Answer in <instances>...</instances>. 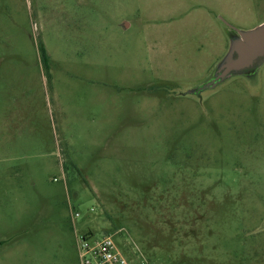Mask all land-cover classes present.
Returning a JSON list of instances; mask_svg holds the SVG:
<instances>
[{
	"label": "rangeland",
	"instance_id": "374dc122",
	"mask_svg": "<svg viewBox=\"0 0 264 264\" xmlns=\"http://www.w3.org/2000/svg\"><path fill=\"white\" fill-rule=\"evenodd\" d=\"M202 1L0 0V264H264V62L206 87L264 0Z\"/></svg>",
	"mask_w": 264,
	"mask_h": 264
},
{
	"label": "water",
	"instance_id": "95a60500",
	"mask_svg": "<svg viewBox=\"0 0 264 264\" xmlns=\"http://www.w3.org/2000/svg\"><path fill=\"white\" fill-rule=\"evenodd\" d=\"M264 62V22L246 30H237L227 51L217 64V75L206 87H214L233 72L250 70Z\"/></svg>",
	"mask_w": 264,
	"mask_h": 264
},
{
	"label": "built area",
	"instance_id": "2783aa9c",
	"mask_svg": "<svg viewBox=\"0 0 264 264\" xmlns=\"http://www.w3.org/2000/svg\"><path fill=\"white\" fill-rule=\"evenodd\" d=\"M74 217L78 213H74ZM79 253L78 264H155L145 260L135 263L134 260L123 255L110 235L101 239H93L86 234L81 235L77 240Z\"/></svg>",
	"mask_w": 264,
	"mask_h": 264
},
{
	"label": "crops",
	"instance_id": "0c3cea01",
	"mask_svg": "<svg viewBox=\"0 0 264 264\" xmlns=\"http://www.w3.org/2000/svg\"><path fill=\"white\" fill-rule=\"evenodd\" d=\"M221 3H224V2H221ZM221 3H219L218 2V4H221ZM228 6H230V1H228ZM200 4L202 5V6H205L206 8H213L214 7V4H215V2L212 0V2L211 1H208V0H204V1H202V2H200ZM221 30H222V32L224 33V35H223V40H226V42H228L227 41V37H228V34H229V31H228V29L227 28H225L222 24H221Z\"/></svg>",
	"mask_w": 264,
	"mask_h": 264
},
{
	"label": "flooded vegetation",
	"instance_id": "af4514ba",
	"mask_svg": "<svg viewBox=\"0 0 264 264\" xmlns=\"http://www.w3.org/2000/svg\"><path fill=\"white\" fill-rule=\"evenodd\" d=\"M229 33L230 34H228V37H227L228 43L231 40V38L234 37L237 34V31L232 30V31H229ZM256 68L257 67H254V68H252L250 70H246V71L240 72V74L246 75V76H248L250 78H254V80H255V78L257 76V74H256ZM211 79H213V77H211Z\"/></svg>",
	"mask_w": 264,
	"mask_h": 264
},
{
	"label": "trees",
	"instance_id": "16d2710c",
	"mask_svg": "<svg viewBox=\"0 0 264 264\" xmlns=\"http://www.w3.org/2000/svg\"><path fill=\"white\" fill-rule=\"evenodd\" d=\"M43 56H44L45 59H47V54H46V52H45L44 49H43ZM261 64H263V63H261ZM258 66H256V67H258ZM216 75H217V66L215 67V69L213 71L212 77L214 78ZM86 235L92 236V234L90 232L89 233H86Z\"/></svg>",
	"mask_w": 264,
	"mask_h": 264
}]
</instances>
